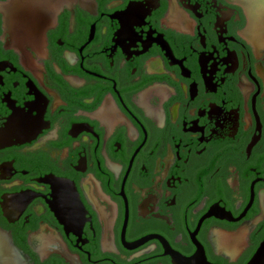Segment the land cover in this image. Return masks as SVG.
Returning <instances> with one entry per match:
<instances>
[{
    "label": "flooded vegetation",
    "instance_id": "obj_1",
    "mask_svg": "<svg viewBox=\"0 0 264 264\" xmlns=\"http://www.w3.org/2000/svg\"><path fill=\"white\" fill-rule=\"evenodd\" d=\"M60 2L23 48L0 12V226L24 263L249 264L264 0Z\"/></svg>",
    "mask_w": 264,
    "mask_h": 264
},
{
    "label": "water",
    "instance_id": "obj_2",
    "mask_svg": "<svg viewBox=\"0 0 264 264\" xmlns=\"http://www.w3.org/2000/svg\"><path fill=\"white\" fill-rule=\"evenodd\" d=\"M61 0H11L0 5L5 28L9 31L13 47L23 48L38 43L57 18ZM176 264H212L205 253L192 258L177 257ZM0 264H25L12 236L0 226ZM249 264H264V243Z\"/></svg>",
    "mask_w": 264,
    "mask_h": 264
}]
</instances>
